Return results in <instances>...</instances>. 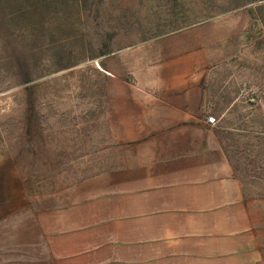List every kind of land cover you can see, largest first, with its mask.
Returning <instances> with one entry per match:
<instances>
[{
	"label": "rangeland",
	"instance_id": "obj_1",
	"mask_svg": "<svg viewBox=\"0 0 264 264\" xmlns=\"http://www.w3.org/2000/svg\"><path fill=\"white\" fill-rule=\"evenodd\" d=\"M25 6L0 0V156L33 209L55 217L155 141V89L141 82L158 55L163 72L191 64L200 79L264 264V0H58L42 21Z\"/></svg>",
	"mask_w": 264,
	"mask_h": 264
},
{
	"label": "crops",
	"instance_id": "obj_2",
	"mask_svg": "<svg viewBox=\"0 0 264 264\" xmlns=\"http://www.w3.org/2000/svg\"><path fill=\"white\" fill-rule=\"evenodd\" d=\"M157 58L155 81L141 82L155 89V141L55 217L33 209L23 176L0 156V264L260 262L261 228L208 137L200 79L191 64L163 72Z\"/></svg>",
	"mask_w": 264,
	"mask_h": 264
},
{
	"label": "trees",
	"instance_id": "obj_3",
	"mask_svg": "<svg viewBox=\"0 0 264 264\" xmlns=\"http://www.w3.org/2000/svg\"><path fill=\"white\" fill-rule=\"evenodd\" d=\"M57 1L58 0H26L25 8L27 9V12L29 14H38L39 15L38 19L42 21L45 19L44 10H47L49 6L54 5V2H57ZM25 8L23 10L21 9V13L25 11ZM40 28H43V27H40ZM27 80L29 79H26V82Z\"/></svg>",
	"mask_w": 264,
	"mask_h": 264
},
{
	"label": "built area",
	"instance_id": "obj_4",
	"mask_svg": "<svg viewBox=\"0 0 264 264\" xmlns=\"http://www.w3.org/2000/svg\"><path fill=\"white\" fill-rule=\"evenodd\" d=\"M209 122H210L211 124H216V118H215V117H210V118H209Z\"/></svg>",
	"mask_w": 264,
	"mask_h": 264
}]
</instances>
